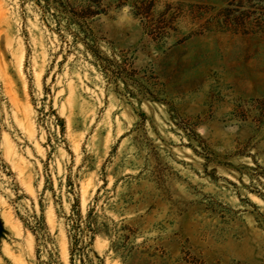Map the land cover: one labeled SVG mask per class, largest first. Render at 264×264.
Instances as JSON below:
<instances>
[{
  "label": "rangeland",
  "instance_id": "obj_1",
  "mask_svg": "<svg viewBox=\"0 0 264 264\" xmlns=\"http://www.w3.org/2000/svg\"><path fill=\"white\" fill-rule=\"evenodd\" d=\"M0 264H264V0H0Z\"/></svg>",
  "mask_w": 264,
  "mask_h": 264
}]
</instances>
